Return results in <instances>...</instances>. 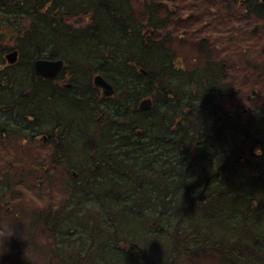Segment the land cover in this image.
I'll list each match as a JSON object with an SVG mask.
<instances>
[{"label":"trees","instance_id":"trees-1","mask_svg":"<svg viewBox=\"0 0 264 264\" xmlns=\"http://www.w3.org/2000/svg\"><path fill=\"white\" fill-rule=\"evenodd\" d=\"M136 1L0 0V138L50 151L29 169L48 201L0 264H30L28 249L61 264H264V155L253 152L264 147V85L246 106L230 73L264 77V49L219 60L202 39L186 65L171 30L160 31L168 7ZM232 1L264 26V0ZM37 59L64 64L44 78ZM2 174L0 193L28 183Z\"/></svg>","mask_w":264,"mask_h":264},{"label":"rangeland","instance_id":"rangeland-1","mask_svg":"<svg viewBox=\"0 0 264 264\" xmlns=\"http://www.w3.org/2000/svg\"><path fill=\"white\" fill-rule=\"evenodd\" d=\"M159 1L168 7L170 18L168 25L160 31L164 33L166 29L171 30L174 38L173 46L186 65H190L192 62H185L184 55L198 57L202 39H204L202 48L209 47L213 50L215 59L223 60L226 56L227 60L236 61L239 58V48L245 49L253 57L261 56L260 50L264 49L262 20L246 17L244 8L240 4L232 0ZM141 2L136 1L138 3L136 8H141ZM85 21L86 19L82 22ZM4 34L8 35L7 32ZM10 39L7 37L6 45L11 43ZM243 69H247L248 76L246 78L237 72L241 71L237 67H232L230 73L241 89L235 101L249 106L251 100L248 97H253L250 95L251 90L255 86L263 87L264 77L258 76L249 67ZM49 153L50 151L40 141L27 142L18 136L0 138V179L2 173L11 170L13 178H23V181L28 182L27 184H14L13 188L0 193V251L8 250L15 231L19 232V236L26 237L31 224L30 214L35 209H43L45 202L48 201V195L45 193L48 192L47 189L43 188L42 194H38L34 186V188L30 187L34 179L29 169L39 163L44 164L45 167L49 160ZM62 174L65 175L66 172L64 171ZM56 177L59 176L56 175ZM59 180L62 181V177H59ZM58 184L62 185V182ZM45 185L47 186V183ZM55 192L59 196L61 191ZM8 207H12V209ZM20 207L25 211L19 213ZM33 232L39 237L37 240H43L48 234L38 224L34 225ZM23 253L30 259V264H61L55 259L50 260L46 255L39 256L32 249L25 250ZM204 263L214 264V259L203 260L202 264Z\"/></svg>","mask_w":264,"mask_h":264},{"label":"water","instance_id":"water-1","mask_svg":"<svg viewBox=\"0 0 264 264\" xmlns=\"http://www.w3.org/2000/svg\"><path fill=\"white\" fill-rule=\"evenodd\" d=\"M6 60L9 63H14L17 60V50H10L5 55ZM62 59H37L33 64V71L36 76L48 78L54 77L63 67ZM93 83L96 87L101 89V94L103 96H111L114 93L112 85L104 79L101 75H95L93 78ZM254 91H252V94ZM150 98H143L139 104V108L147 109L151 106Z\"/></svg>","mask_w":264,"mask_h":264},{"label":"clouds","instance_id":"clouds-1","mask_svg":"<svg viewBox=\"0 0 264 264\" xmlns=\"http://www.w3.org/2000/svg\"><path fill=\"white\" fill-rule=\"evenodd\" d=\"M253 152L256 156H261L264 155V147L261 145H257L254 149Z\"/></svg>","mask_w":264,"mask_h":264}]
</instances>
